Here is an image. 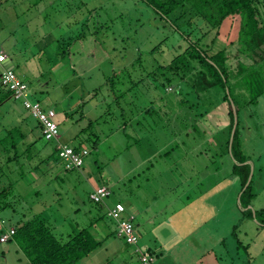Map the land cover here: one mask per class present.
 Listing matches in <instances>:
<instances>
[{"label":"rangeland","instance_id":"374dc122","mask_svg":"<svg viewBox=\"0 0 264 264\" xmlns=\"http://www.w3.org/2000/svg\"><path fill=\"white\" fill-rule=\"evenodd\" d=\"M70 1L40 0L39 5V3L37 4L38 0H0V49L8 54L15 66V71L17 73L22 71L18 75L20 79H23L34 88L42 87L44 93L47 92L46 95L49 94L55 99L60 107L65 105L62 98H64V94L68 93L66 83L68 84L71 79L84 77L85 80H83L88 94L93 93L96 88H102L105 92L107 91L106 80L114 73L120 72L125 66L130 68L134 64L133 57L136 56L137 50L151 51L166 37H170L168 45L171 49L174 44L177 46L181 43L172 29L161 25L152 12L148 11L144 14L135 12L137 0H79V7L74 5L71 12L68 11L69 7L67 5ZM30 5L31 9L29 8ZM75 7L80 10L75 9ZM87 22L91 31L97 24L104 26L98 32L99 39L96 40V37L89 36L84 42H77L74 45L72 49L74 69H71L66 63L59 65V59L56 57L58 40L63 39L62 34L66 32L68 36H78L82 32L81 26ZM222 33L223 37H226L225 43H228L232 31L229 27H226L222 29ZM100 39L103 40L102 43L99 41ZM227 47L229 64L234 70L237 69L240 61L246 65H254L255 62H258L256 67L258 70L261 69L260 63L262 62L258 56L255 55L249 58L245 54L239 53L238 45L229 46L227 44ZM167 50L168 52L163 53L161 57L163 63H170L171 61L170 49ZM257 55H261V53L258 52ZM74 70L76 73H74ZM26 71L29 73L28 77L24 79L22 75ZM262 74L264 75V67ZM147 84L154 86V83L147 80V83L144 84L146 95L153 98V94L156 93ZM211 90L206 91V94L203 93V96H205L207 106L215 107L220 98H217L214 94L215 92L219 93V91L216 89ZM167 92L172 94L173 89L168 87ZM76 93L73 88L68 97L72 94L75 96ZM8 94L9 90L3 87L0 81V98L4 100L0 104V140H5L4 145L10 147L11 155L14 156L16 153L18 155L23 153L26 149V146H24L27 145L26 143L29 141V145L32 143V138L26 142L20 140L19 121L26 118L31 124L36 125L38 123L37 136H39V129L42 132V125L24 106L23 101L11 99ZM46 97L31 98L35 101L37 99L41 101ZM250 99L251 96L246 93L245 96L238 99L237 104L247 106L245 110H242V119L244 115L243 122L245 124L243 125L244 130H242L246 132L249 140H242L243 153L255 161L257 168L253 184L255 198L252 214L255 217V210H261L264 214V95L257 104H252V106L250 105ZM160 100V96H157L154 105L162 108L161 113L163 114L164 111L168 110V107ZM98 101L100 104L104 102ZM106 102H113L110 110L112 116L107 114L108 108H103V113L107 114L103 122H108L103 126V131L108 135L111 132L110 129L116 130L109 138L110 140L112 137L113 140L108 141L106 144L111 146L112 150H115L116 157L119 158L117 161L120 164H112L106 169L115 172L121 168V171H125L128 157L131 156L128 148L134 146L135 139L129 138L128 140L122 129L126 123L130 124L134 119L140 120L139 116L138 118L135 116L134 108L139 109L141 103L136 101L131 93L128 94V98L121 101V106L126 108V113L122 116V110L114 102V97L106 100ZM149 109H151V105L146 104L140 117L141 120H144L143 117L148 118L147 122L153 123V117L147 113ZM223 112V109L219 110L217 108L206 119L202 120L201 129L203 132L206 131L207 140L210 138L209 140L212 141L214 138L212 126H218V122L225 119L226 115ZM89 113L90 111L87 112V114ZM178 113L182 114L183 111L178 109ZM84 117L81 123L76 125V128L83 131V128L88 125V120L85 121ZM154 118L156 119V116ZM167 121H170V126L175 133L170 141L177 140H174L173 143L160 141L156 150L150 146L140 148L138 155L132 156L130 167L135 164L138 165L139 159H143L147 152L152 154L160 152L161 155H158V157H164L163 154L169 150V146H171L170 149L174 148L175 143L186 140L187 127L190 128V121L187 120L188 125L187 127L183 125V128L177 126L180 124V119H178L179 124L174 122L176 119L169 118ZM129 124L128 132L131 136L135 135ZM145 124V122L140 123L139 128L145 129ZM23 128H26L25 125H23ZM99 129L96 127L93 131L99 133ZM87 134L89 136L90 132ZM209 140L208 142H210ZM40 142L43 143L44 153L46 154H42L40 157L35 156L32 161L28 160L26 155H23L20 163L16 161L6 167L4 173L8 176L6 178L7 182L10 181L15 187L12 194L0 200L2 206H10L8 209L0 210V232L9 233L10 229L17 227L19 220H31L36 213H40L44 214L49 224L55 226L56 234L65 236L66 240L67 235L75 230L76 223H79L81 227L87 226L96 220V214H101L104 215L105 220L100 219L95 222L97 224L93 227V232L96 234L98 241L103 243L102 247L83 259L80 264H138L139 256L134 255L136 249L128 246L133 252L129 250L124 241L117 236L118 230L115 221L107 216L108 209H99L89 198V194L94 189L101 187L102 184L88 180L85 176L86 173L80 170L68 173L69 177L73 178L70 183L65 181L67 174L63 164L61 165V162H55L50 158V155L55 151L56 142H46L44 138ZM187 142L190 141L187 140ZM13 145H16L17 149H11ZM88 147L91 154L87 159L85 169L91 172L96 170L95 163L99 162L101 166L104 164L101 163L104 149L100 148L94 151L90 146ZM200 147L202 148V146ZM195 148L190 143L183 147L189 158L188 160L183 159L180 164L171 161L172 155L170 157L165 156L170 161L165 164H163V161H159L147 175L143 171L141 177L129 186V188L136 191L132 195L136 199L137 210L145 211L144 205L149 207L152 213L158 209H163L166 212L159 217L160 222L157 227L159 228L157 235H162L160 240L163 242L164 249L168 250L167 253H169V257L165 262L168 261V264H264V226L256 218L243 220V212L246 209L243 210L241 204L242 188L239 181L235 179L225 180L226 177L229 178V173L222 166L219 171H215L212 167L206 168L207 165L202 163L204 159H198L193 155L194 151L201 148ZM0 149H3V147H0ZM176 151L178 152V150ZM209 151L211 161H218L216 151H219L215 150L214 146ZM130 153L134 154L132 151ZM103 159L105 160L104 156ZM154 159H157V157ZM226 159L230 161L227 156ZM160 160L164 159L161 158ZM208 163L209 160L205 159L204 164ZM218 166L220 168V163H218ZM37 167L40 168L35 169ZM260 167H263V170L258 173ZM21 168H24L25 177L23 181L19 182V170ZM216 175H219V177ZM163 177H165V180H163ZM205 177H209V180L206 183L203 182V186L199 185ZM129 179L133 180L134 177L132 176ZM135 184L140 186L134 188ZM190 185L197 186L194 192L197 195L188 191L187 188ZM19 192L24 194L23 196L27 194L30 196L21 198ZM218 192L221 193L216 195L215 193ZM189 195H191L190 202L187 204ZM177 196L178 199L182 197L183 202L176 201ZM118 201L119 198L116 194L108 200L110 205ZM89 209L93 212L92 215L87 213ZM177 210L179 211L177 212ZM195 211H198L197 215ZM126 215L128 216L129 213L126 212ZM131 216L136 220V216ZM137 224L136 220L135 225L138 232ZM238 224V236L235 237L232 233ZM111 231H114L115 234L108 237ZM176 233H180L186 241L191 240L185 247L190 255L186 256L182 253L185 242H183V238H180L181 236L175 235ZM9 240L6 242L0 240V264H24L26 261V259H23L24 255L19 254L16 243L9 242ZM149 240H151V236L150 239L146 236L141 238L140 245L144 250L149 248L146 244L147 241L150 247H154ZM192 252H195V254L191 255ZM22 260L25 261L22 262ZM161 263L163 261L156 260L154 264Z\"/></svg>","mask_w":264,"mask_h":264},{"label":"trees","instance_id":"16d2710c","mask_svg":"<svg viewBox=\"0 0 264 264\" xmlns=\"http://www.w3.org/2000/svg\"><path fill=\"white\" fill-rule=\"evenodd\" d=\"M137 1L138 2L135 3V12L141 14L148 11L152 12L161 25L172 29L177 37H179L178 41L181 43L177 46L174 44L171 49L170 45H168L170 37H166L153 47L151 51L137 50L136 56L133 57L134 64H132L130 68H126L127 66H125L120 72L110 76L108 80H106L107 91L103 92L102 88L94 89L91 98L83 101V104L74 114L80 112L83 116L84 113H86L85 109L90 106L91 101L96 99V102H99L98 100L104 101L102 102V109L108 108L106 112L108 115L112 116L110 110L113 102H106V100L114 97V102H116L118 108L122 110V116H124L126 108L121 106V101L123 99L126 100L128 94L131 93L135 100L141 103L139 109H136V107L134 108L136 112L135 116L137 118L139 116L140 120L134 119L132 121L136 126H140V123L145 122V129H141L139 131L140 134L137 133L131 136L127 130L129 123H126L123 125L122 131H124L125 137L128 138V140L129 138H134L136 145L141 146L144 142H147L150 147L155 150L157 149V143L160 141L170 142L175 135L174 129L170 126V121H167L169 118L176 119L174 122H178V119H180V124L178 122L179 125H177L180 128L184 126L187 127V120L190 121V128L187 127L186 140H182L181 143H175L174 148L170 149L168 147L169 150L163 154L164 157L173 156L175 155L174 152L178 150L177 156L182 158L176 159L177 161L175 162L180 164L183 159L188 160L189 158L187 151L183 149L184 146L186 147L189 143L191 146H193L194 143H203L201 144L202 148L199 147L202 150H197L196 155L204 160H209L208 164H204L203 160V165H207L206 168L212 167L215 171L222 169V166L224 170H227V173H229V178L226 177L225 180L235 179L239 181L242 188L240 198L241 204L243 210L246 209L243 212V220H253L256 218L257 221L264 226V214L262 211L255 210V217L252 214V210H254L253 200L255 198L253 184L257 169L256 164L250 156L243 153L242 134L244 130L243 125L245 124L243 122L244 115L242 119V110H245L247 106L244 104V106L237 104L238 99L245 96L246 93L251 96V106L252 104H257L264 95V75L262 74L264 67V0ZM38 3L40 5V0H38L37 4ZM67 5L69 7L68 11L71 12L74 5L79 7V0H71ZM78 7H75V9L80 10ZM29 8L31 9V5ZM66 13L68 14V12ZM226 27H229L232 31L228 43H225L226 41L224 40L226 37H223L222 33V29ZM102 28H104V26L97 24L94 26L93 31H91L89 23L87 22L81 26L82 32L76 37L68 36L67 32L63 33V39L61 38L58 40L59 45L56 53V57L59 59V65L66 63L67 66L74 69L72 65V49L74 45L77 42H84L89 36H94L96 40H98V32ZM99 41H101V43L103 42L102 39ZM227 44H229V46L238 45L239 53L245 54V56L249 58L255 55L258 56L262 62L260 63L261 69L258 70L256 67L258 62H255L254 65H246L240 61L238 62L237 69L234 70L229 64ZM167 49H170L169 56L171 57V61L170 63H163L161 62V57L163 53L165 54L168 52ZM258 52H260L261 55H257ZM74 73H76L75 70ZM82 78L84 79V77ZM84 80L82 82L83 98L88 94ZM147 80L154 83V86L147 84L152 87L153 92L156 93L153 94V98L146 95L147 92L145 91L144 84L147 83ZM77 82H80V78L71 79L68 84L66 83L68 90H72L76 87ZM168 87L173 89L172 94L167 92ZM211 89L219 91V93L215 92L214 94L217 98H220L215 107L207 106L205 96H203V93L206 94V91ZM11 95L9 91L8 97H12ZM157 96H160L161 103L167 104L168 110L164 111L163 114L161 113L163 109L154 105V100ZM3 101L4 100L1 99L0 104H2ZM132 104L135 106L134 102H132ZM146 104L151 105V109H149L147 113L153 117V123H148V118L145 117H143L144 120H141L140 115L142 110L146 107ZM247 104L249 105V102ZM222 105L226 106H224V109L226 110L225 115L228 119L226 121L227 124L222 128L212 126L214 127L212 129L214 138L212 141L208 142L209 138L207 140L206 131L203 132L201 129V122L204 118L206 119L212 111L220 106L222 107ZM234 108L237 112L238 125L231 145V136L235 124ZM178 109L183 111V113L179 114ZM101 111L102 112H100L96 120L90 121L86 131L91 133L89 136L88 134L85 135V138L80 140L77 145L78 149H89L88 146H90L92 150H98L101 144L106 142L107 139L116 132L115 129H110L111 132L108 135L104 133L103 126L108 124V122H103V120H105L107 114H105V112L103 113V110ZM155 116L156 119L154 118ZM219 123L222 124L223 120H220ZM96 127L100 128L101 132H92ZM146 129L147 131L145 132ZM34 137L36 139L34 138L33 142L22 154L19 153L18 155L16 153L14 156L11 155L10 147L4 145L5 140H0V147H3V149H0V200L12 194L15 187L10 181L7 182L6 178L8 176L4 173L6 167L16 161L20 163V159L23 155H26V158L30 161L37 156L33 155L34 149L32 150V148L40 142L44 136L40 133L39 136L34 135ZM187 140L190 142L188 143ZM132 146L128 148L129 153L131 152ZM212 146H214L215 150L217 149L219 151H216L218 161H211L210 159L209 149L212 148ZM11 149H17L16 145H13ZM158 155L161 154L157 153V156ZM226 156L229 157L230 161L226 159ZM50 158L56 162H61V158L56 150L50 155ZM251 161L253 162L250 163ZM218 163H220V168ZM252 164L254 166L253 178L245 189L251 174ZM39 168L40 167H37L35 169ZM262 170L263 167H260L258 173H261ZM74 171L76 170H66L68 173ZM19 174V179L24 180V168L19 170ZM216 176L219 177V175ZM101 183H103L102 180ZM23 195L24 194L19 192V197L21 198L30 196L29 194L26 196ZM96 205L101 210H107L108 207L107 201L105 204ZM8 207L10 206H2L0 204V210L8 209ZM100 219L105 220L104 215L99 214L96 220L87 226L81 227L79 223H76L75 230L69 233L65 240V236L56 234L54 230L55 226L49 224L44 214L36 213L31 220H19L15 228L16 233L9 242L16 243L19 248V254L22 253L24 255L23 259H26V261L22 260V262L25 261L24 264H80L83 259L89 257L97 249L102 247L103 243L98 241L96 234L93 232V227L97 224L95 222H98ZM238 230L239 224L235 226L232 235L237 237ZM3 232L5 233V231ZM3 232H0V237ZM114 234V231H111L108 237ZM126 245L127 248H130L128 244ZM139 248L142 253L149 254L154 258V262L152 263L154 264L157 259L156 253L144 250L140 242ZM134 255L139 256L138 264H142L141 253L136 252Z\"/></svg>","mask_w":264,"mask_h":264},{"label":"crops","instance_id":"0c3cea01","mask_svg":"<svg viewBox=\"0 0 264 264\" xmlns=\"http://www.w3.org/2000/svg\"><path fill=\"white\" fill-rule=\"evenodd\" d=\"M0 50L3 51V49H0ZM12 64H13V62H12ZM13 66H14V64H13ZM1 69L2 68H0V72H2ZM13 70L15 71V66H14ZM15 73L17 75H20L22 73V71H20L18 73L15 71ZM28 73H29L28 71L24 72L22 77L25 79L26 77H28ZM21 80L24 81L23 79H21ZM82 82H83V78L81 77L80 78V82H77L76 87H74V91L77 92L75 96L72 94V95H70L68 97V95L72 92V90H68V93L64 94V98H62V102H64L65 105L64 106L61 105L62 107H60L59 103L58 102L56 103L55 99H53L49 94L46 95L47 92L44 93V90L42 89V87L34 88L30 84L25 82L30 88L31 97L37 98L38 96H47L45 99H42L41 101L38 100V99L36 101L41 102L45 108L54 109L55 111L58 112V121H59V124H60V131H61V135H62V141L67 143V144H69V145H71V146H74V147H77V145L80 142V140L85 138V135L87 133H89V131L88 132L86 131L87 127H88V125H89L91 120H96L99 117L100 112H102L100 109H102V104H103L102 102L100 104V102H96V99H93V101H91L90 106L85 109L86 110V113H84L85 117H84V115L82 116L80 112H77L76 114H74L77 111V109H79V107L83 104V101L89 100V98H91V96H92V93H89V94H87V96L85 98L82 97V96H84L82 94V90H83ZM49 96H50V98H48ZM1 99L2 98H0V100ZM11 99H14L13 96L11 97ZM94 104H96V106H94ZM218 109L219 110L223 109V111L225 112L224 105H222V107L221 106L218 107ZM89 111H90V113L87 114V112H89ZM213 112L214 111H212L210 114H212ZM224 112H223V114H225ZM71 114H74V115H71ZM77 117H78V119H77ZM83 117H84L85 121L88 120V125L83 128L84 131L81 130L80 128H76V125L81 123V120L83 119ZM224 118L225 119H222L224 123L220 124L218 122V126H215V127H219V128L224 127V125L226 123V117H224ZM36 123H37V121H36ZM19 124H20V126H19V129H20L19 138H20V140H24L26 142V141H29V139L32 138V142H33V140L35 138L34 135H36V136L38 135V133H36V130H37V127H38V123L36 125H34V124L29 123V121L26 118H22L21 121H19ZM23 125H25V127H26L25 129L23 128ZM129 125L131 126V129H133L135 134H137V133L140 134L139 131L141 129L139 128V126H136L132 121L130 122ZM213 128L214 127H212V129ZM99 131L101 132V129H99ZM209 131H211V129H209ZM38 132H39V135H40V133H42L40 129L38 130ZM92 132H93V130H92ZM109 138L107 139L106 142L102 143L101 146H100V148L104 149L103 150V152H104L103 156L105 157V160L103 159V156L101 157L102 158V162L101 163H104V164L101 166L99 164V162H97V163H95L96 170L88 172L85 169V166L87 164V159H88L87 158L85 166L80 171H84V173H86L85 176L87 177L88 180H90V181L93 180V181H96L97 183L102 184L100 186H107V187L109 186L112 189V192H113L112 196L114 194L118 195V198H119L118 202H121V203H123L125 205L126 210H127L126 212L129 213L128 216H131V215L136 216V220L138 222V224H137L138 233H140V234H138V235H140L139 236L140 240H141V238L143 236H146L149 239H150V236H151V240H149V241L153 244L154 247H150L149 242L147 241L146 244L149 246L148 250L156 253V255H157V259L156 260L163 261V263H161V264H168V261L165 262V260L169 257V255H168L169 253H167L168 250H165L163 245H162L163 242L160 240L162 235H157V231L159 229L157 227L159 226V222H160L159 217L162 216L163 214H165L166 212L163 209H158V210H155L152 213L150 208L149 207H145L144 205H143V208L145 209V211H141V209L137 210L136 206H138V205H135L136 199L132 195V193L136 192V191H134L133 189L129 188V186H130V184L133 181L136 182L137 181L136 179L141 177V174H142L143 171L147 175L148 172L152 168H154L155 165L159 161L160 162L163 161V164H165L166 162H168L170 160L166 159L163 156L158 157L157 153H160V152H156L155 154L147 152V155H145L143 157V159H139L138 165L135 164L132 167H130L129 164L131 163V159L133 158L132 156L136 155V154L138 155V151H139L140 148H147V147L150 146L149 143H147V142L146 143L144 142L143 145H141V146L140 145H136L135 142H134V146H132V149H131V151L134 154H132V153L130 154L129 153L132 156L128 157L127 166H126V168H124L125 171H121L120 170L121 168L119 170L117 169V171H115V172L114 171H110V170L106 169L108 166H111L112 164L113 165H115V164L120 165V164L117 161V159L119 160V158L116 157L117 154H116L115 150H112V147L106 144L108 141L113 140L112 137H111L110 140H109ZM242 140H245V141L249 140V137L246 136V132H243ZM209 141H211V140H209ZM170 142L173 143V140L170 141ZM29 143H30V141L28 143H26V144L29 146ZM159 143L156 144L157 147H158ZM27 145H24V146H26V148H27L28 147ZM200 146L201 145L199 143H194L192 147L195 148V147H200ZM169 147H171V146H169ZM33 149H34L33 153H35V155H37L38 157H40V155H42V154H46V153H44L45 147L43 146L42 142L37 143L32 148V150ZM174 154L175 155L171 156L172 157L171 158L172 162H175L176 159H181L182 158V157L180 158V157L177 156V152H175ZM193 155L196 158L200 159V156H196L197 155V150L194 151ZM156 157H158V158L154 159ZM258 157H259V155H258ZM161 158L164 159V160H160ZM58 163H60V162H58ZM76 171H78V170H76ZM66 174H67L68 177L66 176L64 180L67 181L68 183H70V180H72L73 177H69L68 172H66ZM132 176L134 177V179L133 180L129 179ZM93 177H95V178H93ZM101 180L103 181V183H101ZM163 180H165V177H163ZM208 180H209V177L208 178L205 177L203 179V181L199 185L203 186V184L206 183ZM20 181H23V180L19 179V182ZM139 186H140L139 184H135L134 188H136V187L138 188ZM126 188H127V190H126ZM196 188H197V186L193 187L192 185H190L187 189H188V191L191 192V194H194ZM219 191H221V190H219ZM92 192L89 194V198H90V195L92 194ZM220 193L221 192H218V193H215V194L218 195ZM194 195H197V193H195ZM190 196L191 195H189V197L187 199L188 200L187 204L190 202ZM110 198L108 200H110ZM108 200H107V205H108L107 209L114 207L118 203L117 202V203H114L113 205H110ZM178 200L183 202V198L182 197H180L178 199V196H177L176 197V201H178ZM126 201H127V203H126ZM82 204H84V203L82 202ZM206 208H208V207H206ZM191 210H192V208H191ZM178 211L179 210H177V212ZM87 213L92 215L93 212L89 209V210H87ZM197 213H198V211H195L196 215H197ZM98 216L99 215L96 214V217H98ZM136 220H135V224H136ZM175 235H177L179 237L181 236L180 238H183L182 240H183V242H185V244L183 245L184 247L182 248V253H184L186 256L190 255V253L186 251L185 247L187 246V243L190 242L191 240H187L186 241V239L180 233H176ZM190 237H191V235H190ZM128 249L132 250L131 248H128ZM132 252H133V250H132ZM193 254H195V252L191 253V255H193Z\"/></svg>","mask_w":264,"mask_h":264},{"label":"built area","instance_id":"2783aa9c","mask_svg":"<svg viewBox=\"0 0 264 264\" xmlns=\"http://www.w3.org/2000/svg\"><path fill=\"white\" fill-rule=\"evenodd\" d=\"M8 60V54L0 50V68L3 69L0 72L2 86L11 92L14 99L23 101L24 106L31 112L32 116L41 123L44 140L46 142H56L55 150L61 158L64 169L81 170L86 164L90 151L88 149H78L62 141L58 112L54 109L45 108L41 102L31 98L29 86L18 77L13 69L9 70L5 67ZM112 194V189L109 186H102L95 189L90 198L95 204L101 205L105 204ZM126 211L125 205L121 202L108 209V216L116 222L117 236L129 246L135 248L136 252L141 253L142 264H152L154 258L149 254L142 253L139 248L140 237L135 226L134 217L127 216ZM15 233V229L12 228L9 233L1 234L0 240L6 242Z\"/></svg>","mask_w":264,"mask_h":264},{"label":"water","instance_id":"95a60500","mask_svg":"<svg viewBox=\"0 0 264 264\" xmlns=\"http://www.w3.org/2000/svg\"><path fill=\"white\" fill-rule=\"evenodd\" d=\"M5 67L9 70H12L14 69V66L12 64V61L9 59L6 63H5ZM233 106L235 107L234 103L232 102ZM234 111H235V124H234V128H233V131H232V136H231V145L233 143V140H234V136H235V132H236V128H237V125H238V117H237V112H236V109L234 108ZM251 163V162H250ZM253 173H254V166L252 164V169H251V174H250V177H249V180H248V183L246 184L245 186V189L248 187V185L250 184L252 178H253ZM244 189V190H245Z\"/></svg>","mask_w":264,"mask_h":264}]
</instances>
